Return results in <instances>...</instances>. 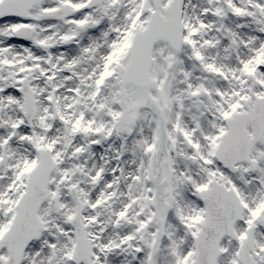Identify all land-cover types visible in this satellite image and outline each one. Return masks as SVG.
Here are the masks:
<instances>
[{"label":"snow or ice","instance_id":"1","mask_svg":"<svg viewBox=\"0 0 264 264\" xmlns=\"http://www.w3.org/2000/svg\"><path fill=\"white\" fill-rule=\"evenodd\" d=\"M0 264H264V0H0Z\"/></svg>","mask_w":264,"mask_h":264}]
</instances>
